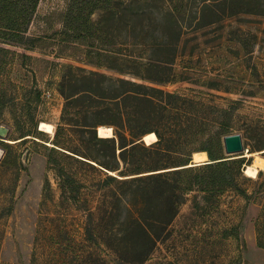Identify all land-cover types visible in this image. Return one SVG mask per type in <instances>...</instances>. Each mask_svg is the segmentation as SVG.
Masks as SVG:
<instances>
[{"label":"rangeland","instance_id":"374dc122","mask_svg":"<svg viewBox=\"0 0 264 264\" xmlns=\"http://www.w3.org/2000/svg\"><path fill=\"white\" fill-rule=\"evenodd\" d=\"M71 6L74 18L68 23ZM78 15L84 19L77 20ZM25 31L27 40L40 42L31 46L27 40H0V46L18 53L8 57L0 79L7 87L13 83L40 90L35 109L39 134L13 145L24 124L9 109L0 113V125L10 128L8 142L0 141V163L5 145H13L9 163L0 164V264H264V174L250 178L244 172L254 155L264 159V0H40ZM174 51L169 67L148 68L150 59H164ZM170 68L173 76L168 78ZM91 72L176 97L173 105L179 111L165 120L170 125L156 120L151 106L141 100L119 107L125 121L143 115L171 136L173 159L195 147L210 148L218 134L225 160L245 157L242 175L233 169L240 190L221 191V181L215 187L203 181L183 193L168 236L144 261L136 256L143 251V240L132 235L136 219L157 215L146 210V192L130 196L126 208L118 200L123 189L105 185L103 172L67 165L73 186L64 190L65 179L48 168V147L60 128L64 145L74 149L79 142L69 122L61 120L65 99L57 84L63 76ZM79 110L73 109L71 116L83 121L86 111L76 116ZM117 114L107 111L97 119L115 132L114 126L122 123ZM42 122L52 124L54 132L42 131ZM233 134L242 135L245 151L227 155L223 139ZM15 155L22 157L25 170L20 174ZM207 162L209 156L200 164Z\"/></svg>","mask_w":264,"mask_h":264},{"label":"trees","instance_id":"16d2710c","mask_svg":"<svg viewBox=\"0 0 264 264\" xmlns=\"http://www.w3.org/2000/svg\"><path fill=\"white\" fill-rule=\"evenodd\" d=\"M39 1L0 0V40L8 44H24L27 40L25 30L38 7ZM93 8L88 12V21H90V16L94 11ZM73 9L74 7L71 6L68 11V23L73 21ZM75 17L77 20L84 19L83 15ZM114 18L115 15L112 14L111 20H115ZM37 42H40V40L30 41L28 39L26 43L35 46L38 44ZM161 47L164 46L161 44ZM17 54L0 46V76H3L9 65L8 57ZM20 57L27 60L30 59L24 54L20 55ZM174 61L175 51L168 53L164 59H150L148 68L169 67ZM46 62L49 63V61ZM66 66L68 65L64 67ZM116 68L118 67H111L112 70H117L121 73L126 72L124 67ZM170 70L171 72L167 75L168 78L173 76V71L171 68ZM136 76L141 77L142 80H152L142 74H136ZM160 80L161 82L169 81V79ZM57 85L59 92L65 99L61 120L65 123L69 122L66 124L75 130L74 132L76 137L79 138V142L74 149L64 145L61 141V130L63 129L60 128L52 142L53 147H48V168L55 170L61 180L65 179V183H63L64 190L73 186V180L71 179L73 174L66 169L67 165L81 164L92 168L94 171L103 172L105 174V185H120L123 189L122 196L118 197V200L124 203L126 208L130 205L128 201L130 196L142 191L147 193V197H145L147 200L145 204L146 210L165 217L160 218L155 215V217L149 219L143 218L134 221V234L132 236L135 239H142L144 244L143 251L138 252L136 255L139 261L147 259L157 242L168 236V228L179 212L183 193L192 191L195 185L202 186L204 184L203 181H209V186L214 187L217 181H221V191L231 187L240 188L236 184L237 181L234 177L233 169L237 171L238 176L242 175L245 157L225 160L222 157L223 144L220 134L212 137V146L210 148L195 147L177 159H173L170 156L173 141L171 136L163 133L162 130L160 131L159 128L153 125V121L146 116L142 115L140 117L136 114L125 121L119 111V107L124 101L141 100L151 106V112H154L156 120L164 122L166 118L171 119L174 112L179 111V108L176 107L177 105H173V101L176 99L173 94L165 93L163 90L153 86L122 78L113 79L105 74L95 72L75 75L72 78L63 76ZM67 87H70V89L67 90ZM41 96L40 90L35 87L28 88L13 83L12 87H7L2 84L0 79V113L9 109L15 114L17 123L24 124L23 129H21L22 137L14 140L17 142L13 145L22 144L30 140V137L38 138L35 109L40 103ZM73 109H80L76 116H79L82 110L86 111L83 121L80 117L72 118ZM90 109H96L97 113L90 115L87 113ZM107 111L116 114L118 112L120 114L118 118L121 119L122 123L114 126L115 135L113 137H100L98 128L105 123L104 121H98L100 119H97V115H102ZM165 122L167 123V121ZM167 125H170L169 120ZM152 132L158 137L155 143L146 146L143 142H140L145 135ZM13 145H5V155L0 163L1 165L9 163L12 158L10 148ZM195 151L206 152L210 162L190 166L192 154ZM148 158L152 159L150 163H146ZM13 161L18 169V174H20L21 170H25L22 157L15 155ZM122 165L124 167H121ZM201 172H208L211 176L208 179H201L199 175ZM263 174L264 172L259 173L260 176ZM13 193H15V188ZM242 194L249 198V194L245 190L242 191ZM158 201H162L161 204ZM126 238L128 237L126 236Z\"/></svg>","mask_w":264,"mask_h":264},{"label":"bare ground","instance_id":"6f19581e","mask_svg":"<svg viewBox=\"0 0 264 264\" xmlns=\"http://www.w3.org/2000/svg\"><path fill=\"white\" fill-rule=\"evenodd\" d=\"M40 128L42 131L49 133V134H52L54 132L53 125L47 122H42L40 125ZM98 133L100 137H113L114 136V130L111 126L110 127L109 126L99 127ZM157 140H158V137L154 132L149 133L144 136V141L148 145L155 143ZM246 156L253 157V154L248 153L246 154ZM207 158H208V155L206 152L195 153L194 159H195L196 164L194 165H200V163H204L205 161H207ZM262 170H264V159L257 155H254V161H252L250 164L244 167L245 175L250 178H257L259 173Z\"/></svg>","mask_w":264,"mask_h":264},{"label":"water","instance_id":"95a60500","mask_svg":"<svg viewBox=\"0 0 264 264\" xmlns=\"http://www.w3.org/2000/svg\"><path fill=\"white\" fill-rule=\"evenodd\" d=\"M10 134V128L5 125H0V141L8 142L7 138ZM144 141V139H143ZM225 153L234 155L245 151L243 138L241 134H233L225 136L223 139ZM196 164V162L194 161Z\"/></svg>","mask_w":264,"mask_h":264}]
</instances>
